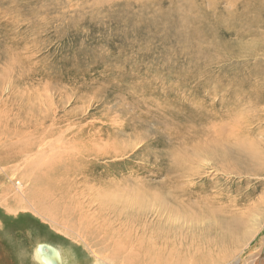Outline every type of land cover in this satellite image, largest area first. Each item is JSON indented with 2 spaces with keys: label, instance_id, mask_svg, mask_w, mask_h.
Instances as JSON below:
<instances>
[{
  "label": "rangeland",
  "instance_id": "374dc122",
  "mask_svg": "<svg viewBox=\"0 0 264 264\" xmlns=\"http://www.w3.org/2000/svg\"><path fill=\"white\" fill-rule=\"evenodd\" d=\"M136 1L0 0V264H33L39 240L70 251L69 264H109L77 233L73 206L128 234L155 224L142 217L148 206L175 205L165 193H178L186 171L224 195L197 204L202 213L181 208L206 230L162 234L183 250L182 264L262 258L264 0H239L238 23L227 22L223 0H195L217 24L215 59L208 40L197 52L183 28L165 23L170 0ZM40 138L41 151L65 150L61 167L74 170L40 167ZM200 143L225 144L212 152L226 173L188 156ZM172 257L167 249L164 264Z\"/></svg>",
  "mask_w": 264,
  "mask_h": 264
},
{
  "label": "bare ground",
  "instance_id": "6f19581e",
  "mask_svg": "<svg viewBox=\"0 0 264 264\" xmlns=\"http://www.w3.org/2000/svg\"><path fill=\"white\" fill-rule=\"evenodd\" d=\"M137 1L136 2L138 3V5L139 4H143V5L148 4L147 0H137ZM223 1L226 2L227 6H228V7H226L227 14H228L227 22H229L230 19H234V21L237 23L240 22L241 19H243L242 15L244 13L241 14L242 13L241 11L238 12L239 8L236 9V6H237L239 0H223ZM250 1L251 0H246L245 2L250 5ZM208 2L213 3L212 0H208ZM215 3H216V5H218L219 1L217 2L216 0H214V4ZM127 4H129V2ZM196 4H197V2L195 0H170V6L169 7L172 9H170L167 12L161 13V17L164 18L166 24H169V25L172 24V26L183 28L192 37V43H194L196 45L195 50L197 49L198 50L197 52H199L204 48L203 44H202L203 46H199L200 42L202 43V42H204V41L206 42L208 40L210 45H207L206 47H209L210 49L216 47L217 45H220L219 44L220 42L216 39L215 29L217 28V24L214 23L213 18L209 17L208 14L205 15L203 13V11L201 10V8L197 7ZM241 7H243V6H241ZM124 8H127V7H124ZM159 10H160V5H158L157 3L154 2V11L156 13H158ZM246 14L249 15L247 10H246ZM252 15L249 16L250 18H252L251 23H253L252 21H255V19H256V17H252ZM213 34H214V36H213ZM208 51H209V54L206 53L207 56L214 57V59H215L216 58V49H211ZM197 62H200V61H197ZM195 64H197V63H195ZM207 66H209V65H207ZM200 68H201V66H200ZM197 71H198V69H197ZM206 83L209 84L208 81H206ZM227 84H228L227 89L231 88V85H232L231 81L228 80ZM0 135L2 136L0 139L1 142L4 141L5 138L8 137L7 135H5V133L4 134L0 133ZM205 139H207V138H205ZM40 142H42V138H40L38 141H35V143H32V147H36L33 145H35L37 143L36 144L37 145L36 158L40 157L41 155L45 156V158L39 162V164L41 163L40 167L47 166L48 170L51 171L53 174L60 173L61 176L66 175L67 171L71 172L74 170V168H69V167L63 168V167H61L63 162L66 160V153H63L61 151H65V150H63V149L61 151L57 150V153H53V150H52L51 152L53 154L50 155V154L45 153L47 151H41V149L43 147L42 148L39 147L42 144ZM224 146H225V144H221V143H217L216 145L215 144L209 145V144H204V143L201 144L200 143V146H194V150L193 151L189 150L187 152V154L190 157H192V156L195 157L193 159H200V158L207 159L208 160L207 164L209 167H211L212 169L216 170L217 172H219L221 174H224V173H226V170H228V169H226L225 163L222 162L223 160L218 162L219 157L213 156L214 154L212 152V149H218V150L222 149L220 151L224 152V149L226 148ZM65 147H67V146H65ZM70 153H71V151H70ZM213 159H214V161H213ZM38 161H39V159H38ZM36 168H37V166H36ZM38 172H40V171H38ZM186 172L182 176L184 178V180L182 179L183 180L182 186L179 187V189L177 191L178 193H176L175 190L173 192L167 191L166 193H168V194L165 193L166 200L174 201L173 203L175 205H169L168 207L167 206L165 207V205L162 207H157V206L150 207V206H148L144 210L142 217L146 218L147 215L149 216L150 214H154L155 224H153L154 220H151L149 222L147 219L145 221V223H143V226L134 225L136 228L135 230H132L128 234H124L121 227L116 228V229L114 227V229L112 230V228L104 227L103 226L104 224L100 223V222H99L100 225L88 223V221H91L92 223L94 222V216H91L90 213L84 212L82 207H81L80 211H77L75 209V206H73V209H72L73 212L74 213L77 212L78 216H79L78 221H79V224L81 225L80 228L84 229V232L82 233L81 229L79 228V231L76 230L77 233L80 235L81 238L84 239V242L87 244L89 249H92V251L96 255V257H98L103 262H106L109 264H164V256H165V252L167 249L169 250V252L171 254H173V257L168 264H182L181 260L183 259V257H185V254H182L183 250L180 248H170L172 246L168 245L169 241H167L166 237H163L162 234L164 236H169V235H165V234L172 233V234H174L175 237H181L180 235L183 232H186V234L189 235V233H191L193 230H200V231L206 230L208 227L199 226L196 223H194L193 221L196 218L194 219V218L187 217L186 213L181 212V208H189V209H193L196 212L199 211L202 213L203 211H205V209L202 210L200 207H198L197 204H200V202L201 203L207 202V200L209 202V200H211L212 198L217 199V201H219V200H222L223 195H224L221 192H219V190L213 189L212 191H208V190L206 191L205 187H202V188L199 187L197 185L198 183L196 181H194L195 180L194 177L199 175V173L194 174L192 172V174H191L189 172H187V173ZM212 181L213 180H211L210 182H212ZM17 185H18V187L20 186V184H17ZM74 187H75V185H74ZM93 188H95V187H93ZM173 189H175V188H173ZM206 192H211L212 194H208V193L204 194ZM121 196H124V198L126 197L125 194L124 195L120 194L118 197H121ZM214 199H213V201H214ZM118 201H120V200H118ZM114 203H117V200ZM167 204H170V203H167ZM212 204H215V202ZM228 206H229V204H228ZM126 207L129 208L130 204L126 203ZM207 208H209V207H207ZM214 208H211V209H214ZM211 211H209V212H211ZM218 217H220V215ZM165 219L167 220V223H165V225H162L161 221H163ZM201 220L203 222H206L205 219H201ZM104 221H101V222H104ZM113 221H114V219H113ZM207 222H208V224L210 223L209 221H207ZM114 223L115 222H113V224ZM232 223L234 224V222H232ZM107 224H109V223H107ZM208 224H207V226H208ZM125 225H121L123 230L125 228ZM113 226L114 225H112V223L109 225V227H113ZM167 229L170 232L167 231ZM234 229L237 230V228H234ZM208 231H209V229H208ZM208 231H207V233H208ZM168 239H169V237H168ZM262 242H263V247H264V241H262ZM173 246L175 247L176 244H173ZM70 253H71L70 251L64 250L63 248L56 246L53 243L44 242V241L39 240L38 242H36L34 244V246H32L31 257H32L33 264H69V260H70L69 257L71 256ZM251 255L254 256L255 252H253ZM251 255L249 256L250 259H252ZM246 259H245L246 261L249 260L248 257ZM247 264H252V261L247 262ZM257 264H264V252H263L262 258H259Z\"/></svg>",
  "mask_w": 264,
  "mask_h": 264
}]
</instances>
